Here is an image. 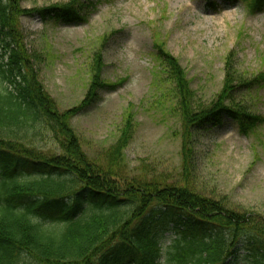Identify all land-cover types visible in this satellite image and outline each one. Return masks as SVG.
<instances>
[{
	"label": "trees",
	"instance_id": "trees-1",
	"mask_svg": "<svg viewBox=\"0 0 264 264\" xmlns=\"http://www.w3.org/2000/svg\"><path fill=\"white\" fill-rule=\"evenodd\" d=\"M23 1L0 0V264H160L162 257L163 264H234L242 247L246 264H264V216L206 196L191 183L195 130L220 123L223 115L245 135L264 122L245 97L264 84V71L242 73L229 53L221 90L201 100L156 33L153 55L163 86L157 105L180 124L181 177L132 173L123 154L134 136L132 106L115 141L93 154L72 125L112 85L102 79V55L93 56L80 103L61 111L40 80V50L28 48L21 27L22 17L34 14L81 21L85 4L28 9ZM240 1L251 15L264 9V0ZM155 211L178 233L165 250L151 230Z\"/></svg>",
	"mask_w": 264,
	"mask_h": 264
},
{
	"label": "rangeland",
	"instance_id": "rangeland-1",
	"mask_svg": "<svg viewBox=\"0 0 264 264\" xmlns=\"http://www.w3.org/2000/svg\"><path fill=\"white\" fill-rule=\"evenodd\" d=\"M68 1L24 0L22 5L32 9ZM81 1V21L42 20L36 14L21 19L28 48L40 50L46 91L61 111L78 105L87 92L93 56L101 54L102 79L112 85L72 120L84 147L93 154L112 144L132 106L136 124L123 152L125 167L168 181L180 178V124L157 105L163 86L153 55L156 33L183 65L197 97L211 101L223 86L229 53L242 73L264 71V9L251 15L240 0H212L214 5L207 0ZM246 95L253 113L264 117V84ZM220 119L194 131L192 186L263 217L264 122L245 135L226 115ZM153 214L151 230L165 250L178 233L168 217ZM247 256L242 247L234 264H246Z\"/></svg>",
	"mask_w": 264,
	"mask_h": 264
}]
</instances>
